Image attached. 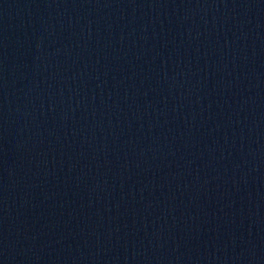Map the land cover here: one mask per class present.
I'll use <instances>...</instances> for the list:
<instances>
[{"label":"water","instance_id":"obj_1","mask_svg":"<svg viewBox=\"0 0 264 264\" xmlns=\"http://www.w3.org/2000/svg\"><path fill=\"white\" fill-rule=\"evenodd\" d=\"M163 12L264 19V0H0V39L84 19Z\"/></svg>","mask_w":264,"mask_h":264}]
</instances>
